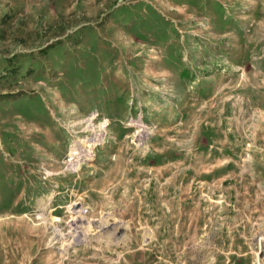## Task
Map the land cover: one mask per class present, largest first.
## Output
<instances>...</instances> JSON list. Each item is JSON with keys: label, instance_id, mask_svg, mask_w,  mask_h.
Here are the masks:
<instances>
[{"label": "rangeland", "instance_id": "obj_1", "mask_svg": "<svg viewBox=\"0 0 264 264\" xmlns=\"http://www.w3.org/2000/svg\"><path fill=\"white\" fill-rule=\"evenodd\" d=\"M0 264H264V0H0Z\"/></svg>", "mask_w": 264, "mask_h": 264}]
</instances>
